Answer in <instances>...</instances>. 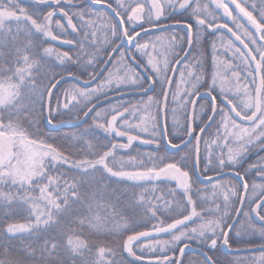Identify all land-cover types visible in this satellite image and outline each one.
Listing matches in <instances>:
<instances>
[{
	"label": "snow or ice",
	"instance_id": "6c2138e0",
	"mask_svg": "<svg viewBox=\"0 0 264 264\" xmlns=\"http://www.w3.org/2000/svg\"><path fill=\"white\" fill-rule=\"evenodd\" d=\"M209 2L214 5L212 11L200 0H165V3L151 0L147 10L145 0H134L131 4L124 0H103L119 17L118 21H113L95 7L101 5L102 0H88V7L71 15L61 6L62 0H0V205L10 209L14 204L26 206L27 222L8 224L4 229L6 234H44L39 247L29 244L22 249L35 264H76L77 261L79 264H124V260L117 259L124 254L131 258L128 264H145L150 254L147 264H184L185 249L190 245L197 244L202 251L215 252L218 242L220 249L236 252L255 250L257 246L261 250L258 257L237 258L232 264H264V161L243 167L253 148L264 149V12L258 20L238 0ZM22 4L30 5L31 11ZM49 8L52 10H47ZM166 9L190 11L197 28L194 32L189 23L183 36L176 33L158 37L167 41L162 45L165 48L162 54L155 44L141 43L136 37L140 36L138 28L147 32L145 25L167 32L163 27ZM57 15L66 18L71 30L83 37L78 43L82 51L84 44H90L96 36L97 23L103 22L100 30L119 41L118 44L112 41L115 44L112 50L127 42L128 47L139 53V58L131 56L128 58L131 63H127L125 54L120 52L121 59L109 71L98 67L103 61L96 52L86 53L83 60L77 55L74 61L80 73L77 75L65 63L73 62V57L64 52L56 55L57 66L62 71L55 72L48 64L53 49L44 47L42 41L45 37L59 38L52 31V18ZM74 17L78 23H73ZM221 20L230 21L232 26ZM126 21L127 27L124 26ZM55 24L64 32L68 30L59 20ZM208 30L211 36L219 33V47L213 40V71L208 74L210 82H205V52L197 45ZM225 30L243 47L227 38ZM21 35L23 40H19ZM64 43L76 42L66 39ZM8 47L11 51L7 55L14 56L11 66L3 51ZM229 51L232 57L221 59V55ZM233 60H238L239 64L234 65ZM137 69H143L144 75ZM104 71L107 75L93 87L92 81ZM242 71L246 72L243 77ZM176 74L179 83L171 93L175 107H170L166 87L173 84L170 77ZM83 76L88 77L84 80L85 87L74 84L54 93L61 81L67 83L68 77L80 81ZM156 87L161 89L157 98L148 96L139 103L109 101L108 108H97V103L109 98L110 93L145 94L155 91ZM201 88L205 92L202 93ZM217 95L221 98L219 104ZM205 97H210L206 112L203 104L197 107L196 103L197 99ZM93 109H96L93 123L79 135L69 136L89 149L90 159L71 160L49 143L52 137L44 138L40 130L41 116L47 124L60 123L61 117L79 120L81 114L87 117ZM169 115L172 128L183 129V134H174L172 139H167ZM97 130H102L107 144L96 137ZM197 132L209 137L203 140L204 168L199 176L201 135H194ZM144 134L149 139H142ZM89 136L92 139H88ZM117 137H126L127 142H112ZM165 140L174 150L166 157L149 154L145 158L147 163L137 158L140 153L137 156L126 153L127 160L118 157L119 150L131 149L136 141L159 148ZM72 147L74 145L69 144V148ZM182 152L186 154L177 161L176 156ZM189 159L192 160L191 174L185 170ZM65 166L76 175L61 172ZM226 170L241 181L239 191L223 181ZM252 170L262 183L252 181L250 185L245 179ZM210 172L220 179L212 183ZM100 177L116 183L130 182L135 202L141 206L147 204L145 212L151 217L156 218L157 212L168 214L172 222L165 224L164 220H159V226H154L153 230L157 234L167 233L171 239L159 240L151 232L134 231L117 211L119 198L115 191L108 192L107 185L103 192L91 191ZM204 180L209 181L210 187H195ZM173 182L175 187L171 186ZM4 185L9 186L8 191L2 190ZM156 185L162 187L157 189ZM137 188L142 191L136 193ZM148 196L157 204L148 200ZM84 228L104 235L122 231L126 239L121 236L118 247L101 245L89 240ZM128 232L133 234L128 235ZM229 232L234 233L231 242ZM142 237L153 242L144 245ZM254 237H258V245ZM138 241L140 244L134 247ZM0 253L3 255L0 264H21L12 257L9 246L0 245ZM65 254L68 259L63 258ZM202 264H217V261L205 252Z\"/></svg>",
	"mask_w": 264,
	"mask_h": 264
},
{
	"label": "trees",
	"instance_id": "16d2710c",
	"mask_svg": "<svg viewBox=\"0 0 264 264\" xmlns=\"http://www.w3.org/2000/svg\"><path fill=\"white\" fill-rule=\"evenodd\" d=\"M109 2H112V0H109ZM124 2L126 4H131L134 3L133 0H124ZM22 6L29 8V11H31V6L28 4H22ZM65 11H67L70 15L81 11L83 9H85L86 7H88V2L87 0H62V5H61ZM115 7V5H114ZM47 10H52L51 8L47 9ZM57 11H59V9H57ZM103 12L107 13V15L113 20L116 21L115 18L106 10H102ZM46 14V12H45ZM53 34L58 36L59 38L56 40H51V38L45 37L43 38V46L44 47H51L53 49V55L49 58L48 64L50 67H52L54 69L55 72H60L62 71V69L60 67H58L57 65H59V61L56 60V55L58 54H62L64 52H67L69 54L70 57H73V62H68L65 61L66 64H68L72 70L74 72H76L77 75H80L79 71L77 70L76 66H75V58L77 57V55H79L81 57V59H85L86 53H92V52H96L98 59L100 61H103L102 63H100L98 65L99 68H102L103 65L105 64L108 56L110 55V53L112 52L113 47L115 46V44H118V40H115V38L111 37L110 35H106L105 31H101L100 30V25L103 22H98L97 23V34L95 37H93L90 41V44L92 46H90V44H84L83 46V51L81 50L80 47H78V43H81L83 41V37L78 33V32H73L71 30V27L69 25H67V21L66 18H61L60 15L54 16L53 18ZM59 20V22L61 24L65 25V28L68 29L66 32L62 31L61 29H59L55 22ZM73 23H78L77 19L74 17L73 18ZM126 24L127 21L125 22ZM13 28H15V25H13ZM24 37L23 35H21L19 37V40H23ZM66 39H71L73 41H75L76 43L73 44H66L64 43V41ZM105 40H107L108 42L105 43ZM115 40V44L112 43V41ZM139 41H142L139 40ZM200 49L202 51L205 52V59H204V68L203 71L205 74L208 73L209 70H213L212 67V58H211V53H212V48L211 46H204L203 43H201ZM3 51L6 53L5 56V60L6 62H8L9 66H11V61L14 59V56L11 55H7L8 52L11 51V48H5L3 49ZM125 54V60L127 63H131V61L128 59L131 56H137V58H139V53L135 52L133 49L131 50H127V49H123L122 51ZM119 52V53H120ZM119 53L116 55V57L114 58V60L111 62L108 70H112V65L114 64V62L117 60V58L120 56ZM154 55V53H153ZM90 58V57H88ZM89 71H91V69H89ZM138 71L141 72L142 75H144L143 69H138ZM107 75V72H105V74L102 76V78L104 76ZM83 79H87V76H83ZM102 78L100 80H102ZM76 85L78 87H82L81 85H79L78 83L74 82V81H68L67 83H63L62 85L59 86V88L57 90L60 91H64L66 90V88L68 86H72V85ZM96 85V84H95ZM93 85V87L95 86ZM56 90V91H57ZM55 91V92H56ZM161 89L159 87L155 88V91H152L151 93L148 94H140V95H130V96H126V97H122L116 100H113L112 102H121V103H125V102H131V103H139L141 100H146L148 96H152L153 98H157L159 96ZM114 93H110L109 95H112ZM75 103V102H73ZM109 104L106 103L103 106ZM172 105V101L169 100V106ZM205 108H207V106H204ZM101 108V107H100ZM127 115V113L125 114ZM83 115L81 114V117ZM80 117V118H81ZM93 114L92 116L89 118V120L80 126H75V127H62L60 129L57 130H50L46 127L45 125V119L43 116H41L40 121H39V126H40V130L44 133V138L47 137H52L51 140H49V143H53V146L59 148L60 150H62L64 152L65 155H69L71 160H79V159H85V158H92L88 153H89V149H87V147L81 143L78 140L75 139H70L69 136H71L72 134L75 135H79L80 133H82L85 129H87L89 127V125H91L93 123ZM169 119V117H168ZM70 120H76V119H72L68 116H64L61 117V121H70ZM168 123V136L169 139L173 138V135L171 134V130H170V126H169V120L167 121ZM25 127H27V125H25ZM215 129H213L214 131ZM96 137L104 144L108 143V139L104 138V134L102 132V130H97L96 132ZM142 138H145L144 136ZM208 136H204V139H208ZM88 139H92L91 136L88 137ZM112 142H119V143H126L127 139L126 138H119L117 137L115 140H113ZM174 143H177L178 141L173 140ZM93 143L95 144L96 141L93 140ZM69 144L74 145V147L69 148ZM165 144L164 141H161L159 148H157V146L155 144L149 143V144H145V143H141L140 141H136L133 143V147L131 149H127V150H119L118 151V157L119 156H123L125 160L128 159V156L126 155V153H131L133 156H137V153H140L139 156H137L138 159H145L147 155L151 154L153 157L155 156H168L169 152L168 150L165 151ZM180 155H185V153H180L179 155L176 156V160L179 161ZM203 156H204V143L202 141V145H201V162H200V167L201 170L203 171L204 168V161H203ZM145 162L147 163V160L145 159ZM171 162V161H169ZM192 169V160L189 159L188 161V167L186 170ZM126 170H130V169H126ZM61 172H67L68 176H74L76 175V173L72 170H70L69 166H65L64 168L61 169ZM208 174H211L208 173ZM107 185V191L108 192H116V195L119 198V204L117 206V211L119 213L122 214V217L124 220H127V222L133 227L134 231L139 232V231H147V232H151L152 235L154 237H156L159 240H170L171 236L167 233H155L154 226L158 227L159 226V220H164L165 224L172 222L171 219L169 218L168 214H164L161 215L160 212H157V217L153 218L150 216L149 213L145 212V208L147 207V204L141 206L138 203L135 202V198L131 195L133 189L130 187V182L127 183H116L115 180L113 181H108V180H104L103 177L99 178V182L95 183L91 189V191H96V190H100V191H105L104 186ZM172 187H175V184L173 182V184L171 185ZM146 187L152 188L153 185H146ZM157 189H159L160 187H162L161 185H156L155 186ZM195 187L198 188H202V187H206L204 185H200L197 183V185H195ZM3 191H8L9 190V186L8 185H4L3 186ZM140 191H142V189H135L136 193H139ZM38 195V193H36ZM166 199H168V197H165ZM196 198V197H194ZM148 200H150L153 204H157V201L153 200L151 196H148ZM198 210H199V200H198ZM159 206V205H157ZM236 207H238V204L236 205ZM26 216H27V211H26V206H19V205H13V207L10 209L8 206L6 205H0V245H7L9 246L11 255L13 258L21 261V264H35L34 260L30 259L29 257H27L24 252L22 251V249L31 244L34 247H39L41 244H43L44 241V234H40L38 236H31L29 234H20L17 233L15 235H10V234H6L4 229L7 228V225L10 223H26ZM134 221V223H133ZM84 235L91 241H93L94 243H100L101 245H108V246H113V247H118L119 243L121 241V236H123V239H126V235L123 234L122 231L113 233L112 235H104V234H96V233H91L89 232V230L87 228L83 229ZM53 235L55 233H52ZM128 235L133 234L132 232H128ZM234 238V233L231 234L230 236V242L233 240ZM141 241L143 242L144 245L150 244L152 243V239H146V238H141ZM256 244H258L259 242H256ZM140 244V242L138 241L136 243V245H134V247L138 246ZM197 245V244H194ZM181 247L183 246L182 244L180 245ZM199 246V245H197ZM210 256H212L213 260L217 261L218 264H232L233 261H235L237 258H242V257H252L254 255H258L260 254L259 252H250V253H245V254H229V255H224L221 251V249L219 248V242H218V250H216L215 252H210L207 249H205ZM139 254V253H138ZM171 254V253H169ZM179 253H176V255L178 256ZM152 254H150V256H146L145 258V264H147V260L151 257ZM0 258H3L2 253H0ZM64 259H68V257L66 256V254L63 257ZM118 261L119 260H124V264H128V261L131 259L129 257L126 256V254H124V256H118L117 257ZM193 260V261H200L201 264L204 261V257L198 253H188L185 258H184V264H188L189 260ZM76 264H79V261L76 262Z\"/></svg>",
	"mask_w": 264,
	"mask_h": 264
},
{
	"label": "flooded vegetation",
	"instance_id": "af4514ba",
	"mask_svg": "<svg viewBox=\"0 0 264 264\" xmlns=\"http://www.w3.org/2000/svg\"><path fill=\"white\" fill-rule=\"evenodd\" d=\"M146 1V8L145 10H147V7L149 6L148 5V2L147 0ZM239 2V0H238ZM161 3L162 0H161ZM200 3L202 4H207L208 5V10L210 11L211 8H212V5L209 0H200ZM230 7H234L233 5H229ZM249 11V10H248ZM261 12H264V8H262L261 10H259V6L257 8V10H254L253 11V15L259 20L260 18V13ZM235 13V12H234ZM233 13V14H234ZM166 16L167 18L163 20V26H167V25H170V24H183L185 26H182V25H178V26H175V27H170V28H167L168 31L167 32H164L163 30H159V31H156V32H152L150 34H146L142 37H140L138 40H141L140 41L141 43H149V44H155L156 45V49L158 52L160 53H165V48L162 47L163 44H166V40H158L157 38L158 37H168L170 35H173V34H176L178 33L180 36H183L185 34V31H186V25L187 24H192L193 26V31L195 32L196 28H197V25L195 23V17L191 15V12L190 11H184L182 13H177V10L176 11H169L168 9H166ZM246 19V18H245ZM221 23L223 22H228L230 26L231 23L229 21H226V20H221L220 21ZM126 27L128 26V24H126ZM145 28H149L148 25H145ZM138 31L141 30V29H137ZM211 30H208V32H204L203 33V36H202V39H201V42L199 45H197L198 48H200L201 46V43H203L204 46H211V43L212 41L216 38V36H211L209 35V32ZM217 35H219V33H217ZM226 37H228V35L225 33ZM229 38V37H228ZM251 47V45H249ZM242 48V47H241ZM153 55V53H150ZM155 55V53H154ZM145 60L147 59V57L144 58ZM157 59H160V57L158 56ZM236 64H239V63H236ZM174 67V65H173ZM241 69L244 68L243 65L240 66ZM213 71V70H212ZM211 70L208 71L207 74H205V82H210L208 80V74H210L212 72ZM241 75L242 77L246 75V72L245 71H242L241 72ZM257 76H259V73L257 74ZM179 80V75L177 74L175 80H174V83H173V86H172V89L170 91V95H169V100H171V93H172V90L173 88H175V86L177 85V82ZM157 88V87H156ZM205 89L204 88H201L200 91H204ZM215 94V93H213ZM220 97L219 95H217V104H219L220 102ZM210 103V99L209 98H203V99H200V101L198 102V105L197 107H199V105L203 104L204 106L208 105ZM207 111V108H205V112ZM195 135H198V132L195 133ZM205 136V135H204ZM203 136V138H204ZM203 138H202V141H203ZM202 141H201V145H202ZM194 143V142H193ZM186 154V153H185ZM259 161H264V149H260V148H253L247 155V157L245 158V161H244V164H243V167L244 168H248V166L250 164H253V163H256V162H259ZM186 170V169H185ZM191 174V171L192 169H189L188 170ZM200 171L202 172L201 170V167H200ZM208 175H213V173L211 174H208ZM227 177H230V180H228L227 182L229 181H232L231 185L235 186L237 188V190L239 191L240 190V186H241V181L234 178V177H231V176H227ZM225 177V178H227ZM196 177H194L195 179ZM224 179V178H223ZM245 179H247L249 181V184L251 185L252 181H255L256 183H262V181L260 180L259 176L257 174H255L254 170L250 171L248 176H245ZM217 181V180H215ZM213 181V182H215ZM212 182V183H213ZM198 184L200 185H204V186H209L210 187V183L208 184H203L201 182H198ZM251 190V188L249 189ZM240 195H243L242 192H240ZM238 208H239V205H238ZM233 234V232H232ZM231 236V235H230ZM255 238V239H254ZM253 240L256 241V242H259L258 240V237H254ZM230 239V237H229ZM258 245V244H257ZM222 251V250H221ZM256 252H259V251H256ZM222 253L226 256V255H229V254H225L223 251ZM250 253V252H247V254ZM253 253V252H252ZM242 254H245V253H242Z\"/></svg>",
	"mask_w": 264,
	"mask_h": 264
},
{
	"label": "water",
	"instance_id": "95a60500",
	"mask_svg": "<svg viewBox=\"0 0 264 264\" xmlns=\"http://www.w3.org/2000/svg\"><path fill=\"white\" fill-rule=\"evenodd\" d=\"M87 2H88V0H87ZM147 2H148V5H149V4L151 3V0H147ZM160 2H161V0H160ZM233 6H234V5H233ZM95 7H96V8H99V9H101V10H106V11H108V12H109V13L115 18L116 21L119 20V17H116V16H115V13H114V11H113L112 9L107 8V6L103 3V0H102V4H101V5H96ZM182 12H184V11H182V10H177V13H182ZM241 15H242V14H241ZM137 23L139 24V22H137ZM178 25L185 26V25H183V24H170V25L163 26V27H164V28H170V27H175V26H178ZM124 26L126 27V25H124ZM229 26H230V25H229ZM230 27H231V26H230ZM159 30H162V29H161L160 27H157V28H151V27H149V28H147V32H145V31H143V30H139V31H140V36H137V37H136V40H138L140 37H142V36H144V35H146V34H150V33H152V32H156V31H159ZM225 33H226V34H227V35H228V36H229V37H230V38H231V39H232V40H233L238 46L243 47L242 45L239 44V41H235V37H232L230 33H227V32H226V30H225ZM124 47L127 48V49H129V50H131V48L127 46V42H125V45H122V46H121L119 49H117L116 51H113V50H112V52H111L110 55L108 56V57H111V59H110V60L107 59L106 62H105V64L103 65V67H102L101 69L106 68V69L108 70V68H109V66H110V64H111V62L113 61V59L115 58V56L117 55V53H118L121 49H123ZM174 67H175V68H179L180 66H179V65H174ZM105 72H106V71H104V72H100V74L97 75L96 80H93V81H92V86L95 85V84L97 83V81H99V80L102 78V76L105 74ZM259 75H260V74H259ZM176 76H177V74H176V75H172V76L170 77V78L172 79L173 83H174V80H175ZM84 80H86V79L81 78L80 81H74V80H72L70 77L67 78V82H68V81H74V82L78 83L79 85L85 87V85H84ZM63 83H65V81H61V83L57 85V89H58L59 86L62 85ZM172 86H173V84H172L171 86L166 87V90L168 91L169 95H170V91H171V89H172ZM57 89H54V90H53L54 93H55V91H56ZM151 92H152V90H149L148 93H151ZM201 92L203 93V92H205V90H204V91H201ZM148 93H145V94H148ZM140 94H141V93H139V92H126V93H124V94L121 95V96H118V95H116V94H112V95H109V98H107V99H102L101 102L97 103V108H100L101 106H103L104 104L108 103L109 101H113V100H116V99H119V98H122V97H126V96H130V95H140ZM205 98H209V99H210V97H205ZM199 101H200V99H197V101H196L197 105H198V102H199ZM95 111H96V109H93V112H90L89 115H88L87 117L82 116L79 120L62 121V122H60V123H57L56 121H53L52 124H47V122H46V120H45V125H46V127H47L48 129H50V130H57V129H60V128H62V127H75V126H80V125L85 124V123L89 120V118L92 116V114H93ZM194 135H195V133H194ZM198 135H201V141H202V138H203L204 134H200V133H198ZM167 139H169L168 132H167ZM164 144H165V147L168 148V151H169V152H173V151H174V150H172V149L170 148V146H167V145H166V140L164 141ZM200 148H201V145H200ZM200 172H201V171H200V165H199V168L197 169V176H199ZM210 176H212V182L215 181V180L220 179V177L216 176L215 174L210 175ZM227 176H231V177H234V178H236V179L239 180V178H237L233 173L228 172V171L226 170V174L224 175L223 178H225V177H227ZM201 183H203V184H208L209 181L204 180V181L201 182ZM231 234H232V232H229V233H228L229 237H230ZM221 250H222L225 254H242V253H247V252L261 251V250L259 249L258 246L255 248V250H247V249H244V250H242V251H240V252H236V251H234V250H232V249H221ZM190 252L198 253V254L202 255L204 258H205V252L207 253V255H209V253H208L205 249L202 251L200 246H197V245H194V244L190 245L188 248L185 249V255H186L187 253H190ZM178 256H179V254H178ZM209 256H210V255H209ZM184 257H185V256H184ZM184 257H183V260H184ZM217 264H218V263H217Z\"/></svg>",
	"mask_w": 264,
	"mask_h": 264
},
{
	"label": "rangeland",
	"instance_id": "374dc122",
	"mask_svg": "<svg viewBox=\"0 0 264 264\" xmlns=\"http://www.w3.org/2000/svg\"><path fill=\"white\" fill-rule=\"evenodd\" d=\"M134 1V0H133ZM162 2L163 3H165V0H162ZM239 3H241L244 7H246L247 8V10H249L250 12H252L253 13V11L254 10H257V8H258V6H259V10H261L262 8H264V0H239ZM145 6H146V1H145ZM146 8V7H145ZM213 8H214V5H212V8H211V10L210 11H212L213 10ZM233 15H236V13H234ZM230 22V21H229ZM219 35H217L216 36V38L214 39V40H216V42H217V45H218V47H219V40L217 39V37H218ZM228 38V37H227ZM226 42V41H225ZM220 52L221 53H223L224 52V49H220ZM232 57V53L229 51V52H227L226 54H224V55H221V59H230ZM121 59V57L119 56L118 58H117V60L114 62V64L117 62V61H119ZM124 60H125V55H124ZM125 62H126V60H125ZM233 62V64L234 65H236V63H239V61L238 60H233L232 61ZM137 71H138V69H137ZM179 83V80H178V82H177V84ZM70 86H68L66 89H68ZM119 103H121V102H119ZM109 107V104H107V105H105V106H101V108H103V109H106V108H108ZM170 107H175V105L172 103V105L170 106ZM169 117V126H170V130H171V134L172 135H174V134H183V129L182 128H179V129H173L172 128V120H171V115H169L168 116ZM72 119H74V118H72ZM131 119V118H130ZM132 122H135V121H132ZM145 138H142V139H144V140H147V139H149V137H148V135L147 134H144L143 135ZM126 138V137H125ZM147 144H149V143H147ZM180 156H182V155H180ZM228 180H230V177H227V178H224L223 179V181L225 182V183H230V184H232L231 182L232 181H229V182H227ZM216 182V181H215ZM215 182H213V183H215ZM206 187H202L201 189H205ZM255 239V238H254ZM260 254H258V255H254V256H256V257H258ZM189 262H194L193 260H189L188 261V264H189Z\"/></svg>",
	"mask_w": 264,
	"mask_h": 264
}]
</instances>
